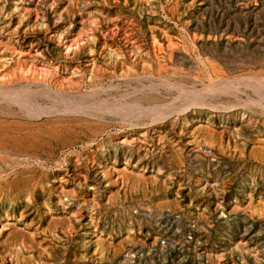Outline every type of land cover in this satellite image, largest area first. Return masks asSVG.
I'll return each mask as SVG.
<instances>
[{"label":"rangeland","instance_id":"374dc122","mask_svg":"<svg viewBox=\"0 0 264 264\" xmlns=\"http://www.w3.org/2000/svg\"><path fill=\"white\" fill-rule=\"evenodd\" d=\"M0 264H264V0H0Z\"/></svg>","mask_w":264,"mask_h":264},{"label":"bare ground","instance_id":"6f19581e","mask_svg":"<svg viewBox=\"0 0 264 264\" xmlns=\"http://www.w3.org/2000/svg\"><path fill=\"white\" fill-rule=\"evenodd\" d=\"M44 87H45V86H44ZM32 88H33V87H32ZM23 90H24V89H23ZM47 93H50V90H49V91L47 90ZM50 94H51V93H50ZM52 94H53V93H52ZM66 99H67V98H66ZM22 100H23V99H22ZM53 109H54V108H52V110H53ZM63 109H64V108H63ZM57 110H58V109H57ZM57 110H55V111L57 112ZM65 110H66V109H64L63 111H61V110H60V111H61V112H66V111L68 110L69 112H66V113H69V114H70V113H72L75 109L72 110V109H68V108H67V110H66V111H65ZM30 111H31L32 114L36 113L35 110H30ZM55 111H54V112H55ZM44 112L46 113V111H44ZM26 113H27V112H26ZM49 113H51V112H49ZM58 113H60V112L58 111ZM73 113H76V114H77L76 110H75ZM78 113H79V112H78ZM42 114H44V113H42ZM46 114H47V113H46ZM81 114H83V113H81ZM30 115H31V114H30ZM37 115H39V113H38ZM44 115H45V114H44ZM50 115H51V114H50ZM52 115H53V114H52ZM52 115H51V116H52ZM54 115H55V114H54ZM45 116H48V115H45ZM83 116H84V115H83Z\"/></svg>","mask_w":264,"mask_h":264}]
</instances>
